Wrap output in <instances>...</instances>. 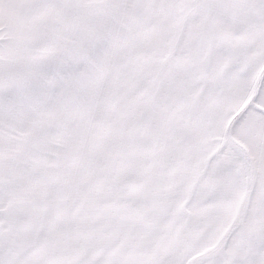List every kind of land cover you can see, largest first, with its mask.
I'll list each match as a JSON object with an SVG mask.
<instances>
[{"label": "snow or ice", "instance_id": "6c2138e0", "mask_svg": "<svg viewBox=\"0 0 264 264\" xmlns=\"http://www.w3.org/2000/svg\"><path fill=\"white\" fill-rule=\"evenodd\" d=\"M0 264H264V0H0Z\"/></svg>", "mask_w": 264, "mask_h": 264}]
</instances>
